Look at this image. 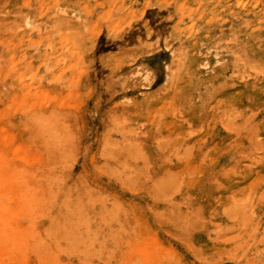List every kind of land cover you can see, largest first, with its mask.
<instances>
[{
	"label": "rangeland",
	"instance_id": "374dc122",
	"mask_svg": "<svg viewBox=\"0 0 264 264\" xmlns=\"http://www.w3.org/2000/svg\"><path fill=\"white\" fill-rule=\"evenodd\" d=\"M0 264H264V0H0Z\"/></svg>",
	"mask_w": 264,
	"mask_h": 264
}]
</instances>
